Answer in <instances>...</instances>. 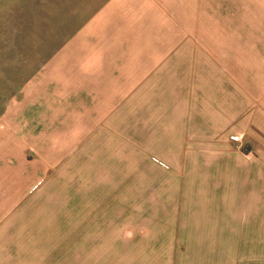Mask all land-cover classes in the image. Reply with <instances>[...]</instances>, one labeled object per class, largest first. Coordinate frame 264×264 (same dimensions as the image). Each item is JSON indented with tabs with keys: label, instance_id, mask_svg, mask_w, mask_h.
<instances>
[{
	"label": "crops",
	"instance_id": "1",
	"mask_svg": "<svg viewBox=\"0 0 264 264\" xmlns=\"http://www.w3.org/2000/svg\"><path fill=\"white\" fill-rule=\"evenodd\" d=\"M210 26L196 0H0V264H264V58ZM147 117L194 140L167 176L63 160Z\"/></svg>",
	"mask_w": 264,
	"mask_h": 264
},
{
	"label": "rangeland",
	"instance_id": "2",
	"mask_svg": "<svg viewBox=\"0 0 264 264\" xmlns=\"http://www.w3.org/2000/svg\"><path fill=\"white\" fill-rule=\"evenodd\" d=\"M90 12L83 11V20ZM198 20L209 22L211 34L224 35L222 39L227 45L228 53H231L230 50L233 52L237 50L243 51V56L264 58V0H196V21ZM1 66L6 67L0 59V81L4 82L8 74ZM147 116L152 118L151 115ZM148 117L147 121L141 122H116V127H119L105 146H96L93 144L95 140L89 137L78 139V144L70 148L63 160L81 162L88 166L98 161L94 164H99V169L85 171L98 173L100 177L129 176L132 179H147L149 177L147 174L154 176L155 172L157 176H167L166 174L171 171L167 168L169 167L167 163L191 157V154L176 151L177 149L186 151L184 147L192 145L193 139L171 137L172 133L168 130H156L154 121ZM232 140L239 144L237 146H240L242 141L235 138ZM98 149L102 152L96 153L95 150ZM158 166L167 169H151ZM67 177L73 176L69 173Z\"/></svg>",
	"mask_w": 264,
	"mask_h": 264
}]
</instances>
